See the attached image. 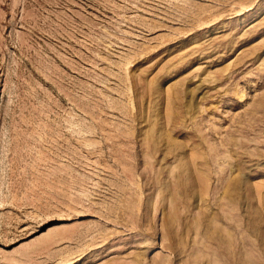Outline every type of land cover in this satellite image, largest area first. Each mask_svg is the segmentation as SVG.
Wrapping results in <instances>:
<instances>
[{
  "label": "rangeland",
  "instance_id": "374dc122",
  "mask_svg": "<svg viewBox=\"0 0 264 264\" xmlns=\"http://www.w3.org/2000/svg\"><path fill=\"white\" fill-rule=\"evenodd\" d=\"M0 264H264V0H0Z\"/></svg>",
  "mask_w": 264,
  "mask_h": 264
}]
</instances>
